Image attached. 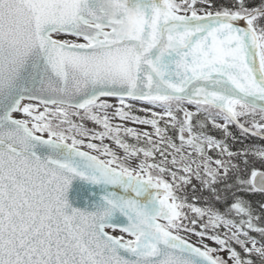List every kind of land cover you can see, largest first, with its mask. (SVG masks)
Returning <instances> with one entry per match:
<instances>
[{
  "label": "snow or ice",
  "instance_id": "obj_1",
  "mask_svg": "<svg viewBox=\"0 0 264 264\" xmlns=\"http://www.w3.org/2000/svg\"><path fill=\"white\" fill-rule=\"evenodd\" d=\"M0 264H264V0H0Z\"/></svg>",
  "mask_w": 264,
  "mask_h": 264
},
{
  "label": "trees",
  "instance_id": "obj_2",
  "mask_svg": "<svg viewBox=\"0 0 264 264\" xmlns=\"http://www.w3.org/2000/svg\"><path fill=\"white\" fill-rule=\"evenodd\" d=\"M252 199L259 201L262 199V197L260 195H256L255 197H253Z\"/></svg>",
  "mask_w": 264,
  "mask_h": 264
}]
</instances>
